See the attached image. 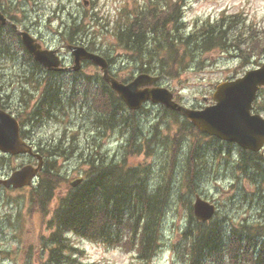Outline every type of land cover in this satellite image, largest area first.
I'll return each mask as SVG.
<instances>
[{"label": "rangeland", "instance_id": "1", "mask_svg": "<svg viewBox=\"0 0 264 264\" xmlns=\"http://www.w3.org/2000/svg\"><path fill=\"white\" fill-rule=\"evenodd\" d=\"M16 5L12 14L24 20V26L33 24L31 31L43 45H50L61 53H66V61L72 57L67 50L69 37L66 23L87 29L86 40L95 43V51L110 58V73L116 78L131 79L137 73L131 54L117 46L114 27L125 23L127 14H136L140 9L152 6L151 0H13ZM160 2L161 0H154ZM182 7L183 32H189L203 19L214 20L221 15L233 16L237 29L251 37L255 31L264 28V0H180ZM137 11V12H136ZM24 17V18H23ZM22 23V22H20ZM82 28V30H84ZM81 33V28L78 31ZM84 38L81 36V39ZM79 39V38H77ZM16 54V53H15ZM17 55V54H16ZM18 61L6 63V73L13 78V93L10 102H24L27 99L20 89L26 77H21L25 68L21 61L24 54L18 53ZM16 59V60H17ZM264 58L248 57L246 60L233 53L219 51H194L187 61L186 68L176 79H164L160 85L168 88L176 100L186 107H202L203 98H211L218 84L239 78L248 70L254 69ZM72 65V64H71ZM82 74L91 78L100 77L101 71L95 67H83ZM8 79V78H7ZM5 80V79H4ZM263 108L256 113L264 118V93L261 92ZM14 95V97H13ZM32 106H27L26 109ZM18 107V106H17ZM19 110L22 108L18 107ZM28 109V110H29ZM77 109V110H76ZM68 107L61 118L55 121L36 122L29 140L33 143L60 141L65 145L64 154L52 156L54 171L59 172L63 182L57 186L56 196L51 202L54 209L56 200L65 194L70 181L81 177L87 169L85 158L97 153L103 160L114 159L116 162L126 158L129 166L149 165L154 170V185L159 184L164 172L174 159L171 194L163 216L161 227V249L149 262L137 258L135 251L123 248H108L94 244L75 235H67L68 242L75 249L66 253L70 262L64 259L59 264H185L183 254L185 241L181 230L189 220L188 203L192 205L194 196L199 194L216 205L217 211L212 220L223 224L225 228H240L264 223V181L254 170L246 175L235 170L238 152L235 147L208 138H200L199 160L195 179H187L188 151L195 143L191 138L181 141L179 150L174 152V133L178 125L159 105L147 104L145 110L137 112L135 120L139 123L140 143L150 139L149 151L143 143L138 154L124 157L127 136L117 128L103 129L96 124L98 113L88 103L80 102L77 108ZM63 118V119H62ZM179 122L182 118H177ZM26 135V132H25ZM216 152V153H215ZM176 157L174 158L173 156ZM28 156L4 158L0 156V177L6 176L28 162ZM195 193H189L188 189ZM195 189V190H194ZM51 213L42 219L40 214L32 213L29 204V189L4 190L0 187V264H55L49 261L51 245L47 238L52 230L49 224ZM192 225V223H191Z\"/></svg>", "mask_w": 264, "mask_h": 264}, {"label": "trees", "instance_id": "2", "mask_svg": "<svg viewBox=\"0 0 264 264\" xmlns=\"http://www.w3.org/2000/svg\"><path fill=\"white\" fill-rule=\"evenodd\" d=\"M180 2L153 0L152 9H140L133 16L129 13L125 23L114 27L117 46L131 54L137 73L156 74L163 80L176 79L186 68L195 50L233 53L245 60L248 57L264 58V28L247 38L243 36L244 33L235 32L238 23L236 15H221L211 21L200 20L189 32H183ZM80 28L86 40L87 29L73 22L72 26L67 27L69 42L81 44L77 41ZM81 86L85 91L89 89L86 83ZM76 87L74 85L73 94ZM95 88L93 92H84L83 99H90L93 109L98 113L96 124L105 130L110 126L122 134H129L124 146V157L138 154L143 143H146L149 151L150 139L146 138L144 142L143 138V143H140L141 129L135 120L137 112L128 111L106 83L100 82ZM261 92L264 93V88L260 89L254 104L256 112L263 108ZM48 97L47 93L42 95L34 110L27 115L29 120L46 116L50 106L56 103ZM162 109L178 125L174 132V145H170V148H175L177 154L183 139L191 138L195 142L190 145L187 164V179L192 183L196 177L197 162H200L199 139L206 136L197 132L187 120L179 122L177 118H181L180 114ZM64 151L61 146L50 145L43 153L59 156ZM103 159L97 153L84 159L87 164L84 180L60 195L54 209L50 205L57 186L63 182L57 172L43 170L37 185L30 190L32 213L40 214L45 219L52 210L49 221L52 230L47 238L52 247L49 251V261L52 263L59 264L63 259L73 261L66 255L75 251L67 244L68 234L108 248L135 251L137 258L145 262L151 261L162 245L161 227L170 200L174 159L168 164L165 176L162 171L161 177L164 178L157 185H154L152 178L154 169L149 165L129 166L126 158L117 162L112 158ZM235 170L243 175L249 170H254L258 175L264 173L262 155L240 152ZM261 178L264 181V176ZM188 192L195 193L190 188ZM187 203L192 225L187 222L180 235L185 241V264H264V223L225 228L216 220L197 222L192 216L191 204Z\"/></svg>", "mask_w": 264, "mask_h": 264}, {"label": "water", "instance_id": "3", "mask_svg": "<svg viewBox=\"0 0 264 264\" xmlns=\"http://www.w3.org/2000/svg\"><path fill=\"white\" fill-rule=\"evenodd\" d=\"M5 19L0 14V25ZM27 51L46 68L53 69L58 61L53 52L40 50V46L26 33H19ZM74 56V68L80 66L83 59L99 66L103 77L111 89L120 97L129 110H137L147 101L164 105L171 111L180 112L201 133L214 136L222 141L237 144L241 149L257 153L262 151L264 159V119L251 114L252 103L260 87L264 86V63L256 69L247 71L243 77L226 81L216 86L212 95L215 104L201 110L185 108L172 100V94L166 88L152 87L158 77L141 74L131 82L123 84L107 75V63L98 55L88 53L82 47H69ZM0 152L8 155L32 154L30 146L20 140L18 124L9 114L0 110ZM37 167L25 165L13 171L6 179H0L5 188L30 186L32 179L41 170L42 159L39 156ZM81 179L70 185L76 186ZM193 216L199 222H206L215 213V206L195 196Z\"/></svg>", "mask_w": 264, "mask_h": 264}, {"label": "flooded vegetation", "instance_id": "4", "mask_svg": "<svg viewBox=\"0 0 264 264\" xmlns=\"http://www.w3.org/2000/svg\"><path fill=\"white\" fill-rule=\"evenodd\" d=\"M16 3L13 0H0V13L5 17L6 22L0 27V110H4L7 112H12L20 117V123L25 127L23 130L26 132V137L24 140L28 144H32L34 146L35 143H33L31 140H29L27 134L31 133V130L34 128L35 123L32 121L27 120L24 115L27 114L26 109L27 106L30 107L29 110L36 104L39 97L42 95L44 96L45 93L49 96L48 98L54 100L55 102H61L64 101L68 94V86L73 84H79L81 85L82 82H86L88 84L90 83H97L101 80L99 78H91L88 79L85 78H78V79H67L65 76V72H49L42 68L38 63L33 61V58L25 52L24 47L21 44V38L18 34V31H23L28 33L30 36H32L36 43H38L42 49L53 51L56 57L59 60V69H62L64 67L63 71L69 72L71 71V61L67 62L65 54L61 53L59 50L54 49L50 45H43L35 36V34L32 33L31 28L33 27V24H29V26H24L22 18H20L17 14H12L11 11L14 10V7ZM24 18V17H23ZM22 22V23H20ZM24 54V59H22V62H26V64L29 67V72L34 75V77H28L25 79L23 85L24 89H26L27 96L26 101L19 99V102L17 103V106L22 108L19 110V108L16 106L14 102H10V98L12 97L13 93H8L7 88L11 91L13 90V85L15 82H13V78L10 77L5 69L7 68L6 63H8L9 60L12 61H18L17 55L18 53ZM17 55H16V54ZM17 59V60H16ZM108 62H110V58H107ZM90 66L89 64L84 63L81 64V68H79L76 72L79 74H82L83 67ZM92 67V66H91ZM110 68V64H109ZM110 70V69H109ZM8 78V79H7ZM5 79V80H4ZM77 92V91H76ZM78 93L81 95L82 91H78ZM76 96V93L75 95ZM14 97V95H13ZM56 99V100H55ZM60 106L59 104L55 103L54 105L50 106V110H53L54 106ZM74 109L77 108L76 105L71 106ZM77 110V109H76ZM61 111V109L59 110ZM56 114V113H55ZM49 120L47 121H54V118H52V115H47ZM29 158L27 163L34 164V159L32 157Z\"/></svg>", "mask_w": 264, "mask_h": 264}, {"label": "bare ground", "instance_id": "5", "mask_svg": "<svg viewBox=\"0 0 264 264\" xmlns=\"http://www.w3.org/2000/svg\"><path fill=\"white\" fill-rule=\"evenodd\" d=\"M52 98V97H51ZM56 100V99H55ZM54 101V100H53ZM49 102V101H48ZM55 102V101H54ZM57 103V102H56ZM50 104V103H49ZM107 119V118H106ZM104 120V119H103ZM107 123V122H106ZM216 153V152H215Z\"/></svg>", "mask_w": 264, "mask_h": 264}]
</instances>
